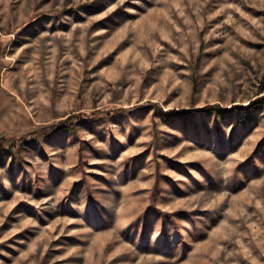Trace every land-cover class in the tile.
Here are the masks:
<instances>
[{"label": "rangeland", "instance_id": "obj_1", "mask_svg": "<svg viewBox=\"0 0 264 264\" xmlns=\"http://www.w3.org/2000/svg\"><path fill=\"white\" fill-rule=\"evenodd\" d=\"M262 96L264 0H0V264H264Z\"/></svg>", "mask_w": 264, "mask_h": 264}, {"label": "trees", "instance_id": "obj_2", "mask_svg": "<svg viewBox=\"0 0 264 264\" xmlns=\"http://www.w3.org/2000/svg\"><path fill=\"white\" fill-rule=\"evenodd\" d=\"M264 106V96L260 97L259 99H256L254 101H251L250 104L246 107L247 109L253 111V110H257L258 108ZM201 111L205 112V113H213V112H217L219 114H229L232 112V108H225V109H221L219 106L216 105H207L204 106L200 109ZM190 113H195V111H191V112H187V111H182V112H176L174 111L173 114H190ZM246 118L248 117H244V121L247 120ZM73 126V125H71ZM65 129V124L64 121H60L57 124L51 125L50 127H47V129H45V133L47 136H50L53 133H57L60 132L61 130ZM6 150V146L2 143H0V152Z\"/></svg>", "mask_w": 264, "mask_h": 264}]
</instances>
